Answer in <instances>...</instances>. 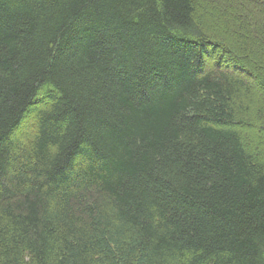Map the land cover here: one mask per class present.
Returning <instances> with one entry per match:
<instances>
[{
  "label": "trees",
  "instance_id": "1",
  "mask_svg": "<svg viewBox=\"0 0 264 264\" xmlns=\"http://www.w3.org/2000/svg\"><path fill=\"white\" fill-rule=\"evenodd\" d=\"M0 264H264V0H0Z\"/></svg>",
  "mask_w": 264,
  "mask_h": 264
}]
</instances>
